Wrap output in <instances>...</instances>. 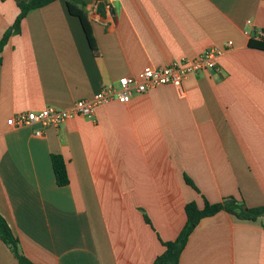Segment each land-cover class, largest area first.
I'll return each instance as SVG.
<instances>
[{"label": "crops", "instance_id": "0c3cea01", "mask_svg": "<svg viewBox=\"0 0 264 264\" xmlns=\"http://www.w3.org/2000/svg\"><path fill=\"white\" fill-rule=\"evenodd\" d=\"M28 1L0 0V39ZM84 2L96 53L66 0L27 13L0 51V215L20 252L34 264H152L183 227L186 203L264 206V50L249 45L264 42V0H114L102 11L101 0ZM228 41L218 70L99 105L93 120L41 137L6 124ZM263 220L202 219L178 264H264ZM0 264H19L1 239Z\"/></svg>", "mask_w": 264, "mask_h": 264}, {"label": "built area", "instance_id": "2783aa9c", "mask_svg": "<svg viewBox=\"0 0 264 264\" xmlns=\"http://www.w3.org/2000/svg\"><path fill=\"white\" fill-rule=\"evenodd\" d=\"M114 0H101L104 9L110 8ZM249 25L250 21L245 22ZM248 35L249 30H244ZM263 34L260 33V37ZM232 46L226 42L224 47H210L193 58L181 57L160 67H144L137 75L120 77L116 85L105 84L92 98L76 100L69 108L59 109L47 106L37 112H19L7 119L10 128L37 126L33 135L41 137L44 130L57 128L77 117L93 120L97 106L117 101L127 103L134 96L144 94L159 86L180 87L189 76L205 71L218 70V60Z\"/></svg>", "mask_w": 264, "mask_h": 264}, {"label": "trees", "instance_id": "16d2710c", "mask_svg": "<svg viewBox=\"0 0 264 264\" xmlns=\"http://www.w3.org/2000/svg\"><path fill=\"white\" fill-rule=\"evenodd\" d=\"M53 1L55 0H30L28 2L19 3V14L17 15L13 25L3 34L0 39V51L7 43L11 35L20 32L21 22L27 13L32 10L44 7ZM66 1L69 14L79 19L89 46L93 52L96 53L97 48L95 40L83 9L85 5L84 0ZM102 9H104L103 4H101L99 7L100 11H102ZM249 45L250 47L264 50V42L262 41L255 42L250 40ZM50 160L56 184L60 187L66 186L69 183V179L64 159L58 154H53L50 156ZM184 180L187 185L198 191L187 176L184 177ZM219 212H227L241 221H256L259 218L264 219V206L250 208L247 207L243 201H238L234 198H226L223 201L216 203L204 201V204L201 208H199L194 202L186 203L184 205L185 223L183 227L174 240L161 242L164 250L153 260L152 264H178L180 254L194 228L202 219L214 216ZM145 221L149 224V220L146 216ZM262 226L264 228V220L262 221ZM0 239L9 247L19 264H34L20 252L18 240L14 237L11 229L7 225V222L1 215Z\"/></svg>", "mask_w": 264, "mask_h": 264}]
</instances>
